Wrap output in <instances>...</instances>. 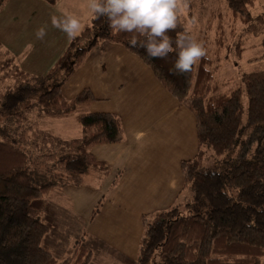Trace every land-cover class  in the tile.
<instances>
[{
  "label": "trees",
  "instance_id": "1",
  "mask_svg": "<svg viewBox=\"0 0 264 264\" xmlns=\"http://www.w3.org/2000/svg\"><path fill=\"white\" fill-rule=\"evenodd\" d=\"M6 1L0 0V10ZM226 2L247 25V34L264 31V12L253 16L251 11L254 0ZM185 32L180 14L168 35L175 40ZM135 35L116 33L105 17L92 15L45 75L22 70L0 45V264L91 262L93 252L82 242L61 261L44 242L53 227L49 195L90 171L106 176L109 165L96 161L90 148L115 143L122 133L114 114L88 111L95 100L89 89L71 99L62 94V86L102 41L119 43L136 55L191 111L198 142L196 155L180 163L182 190L191 191L186 213L175 206L152 219L143 216L137 256L126 264H264V70L242 76L248 98L242 123L240 90L210 92L205 58L190 73L173 74L175 53L152 59L130 45ZM72 116L80 129L77 137H63L49 127L50 119ZM203 147L225 157L205 167ZM37 160L43 169L35 166Z\"/></svg>",
  "mask_w": 264,
  "mask_h": 264
},
{
  "label": "crops",
  "instance_id": "2",
  "mask_svg": "<svg viewBox=\"0 0 264 264\" xmlns=\"http://www.w3.org/2000/svg\"><path fill=\"white\" fill-rule=\"evenodd\" d=\"M69 3L64 0H55L53 4L47 0L5 2L0 10V45L22 70L41 75L42 69H50L63 53L69 40L63 33L57 38L58 30L51 26L50 18L62 16L58 9L63 5L69 8ZM40 27L47 29L43 40L35 37ZM49 39H53V45L48 53ZM85 88L95 98L88 111L114 114L121 121L122 133L115 143L95 144L90 148L96 161L109 165L106 176L90 171L79 177L76 184L55 189L49 201L60 206L58 203H66L68 199L70 206L69 198L73 196L76 207L92 208L87 201L94 194L97 197L102 194L109 180L114 181L117 173L122 172L123 178H117L114 189L107 193L103 212L93 214L90 220L91 230L97 236L105 231L103 238L110 243V248H105L102 254L119 264L117 259L123 260L118 255L132 259L137 256L143 233L142 216L168 206L182 190L180 163L192 159L198 151L195 119L141 59L116 42L103 41L93 47L62 86V94L71 99ZM68 118L76 122L74 116ZM100 182L103 187L99 189L83 186ZM141 182L145 193L138 191ZM116 189L121 191L115 192ZM135 198L139 200L137 203L133 202Z\"/></svg>",
  "mask_w": 264,
  "mask_h": 264
},
{
  "label": "rangeland",
  "instance_id": "3",
  "mask_svg": "<svg viewBox=\"0 0 264 264\" xmlns=\"http://www.w3.org/2000/svg\"><path fill=\"white\" fill-rule=\"evenodd\" d=\"M68 1V6H61L58 11H62L63 15L71 14L80 19L84 27L90 22L92 14L89 12L86 0H64ZM253 16L264 12V0H254L252 7ZM185 18L188 30L191 36L197 41L201 42L206 49L205 59L208 61L206 69L210 71L209 88L210 92H230L232 89L240 90V102L242 107V123L246 120V112L248 106V98L245 92L242 76L245 73L257 72L264 70V31L257 35L247 34V25L243 20L234 16L227 6L226 0H189V8L186 12L181 13ZM195 17L196 24L190 25L189 21ZM9 18V17H8ZM82 27V28H83ZM57 30V29H56ZM231 31H234L232 34ZM57 38L62 32L59 30ZM240 39L242 43L240 44ZM53 39L47 41L48 53L51 51ZM103 42V41H102ZM100 42V43H102ZM221 43V48L218 49ZM223 45V46H222ZM238 45L242 49L238 51ZM200 63V62H199ZM197 64V66L199 65ZM49 69H42L41 75L45 74ZM59 76L56 77L58 79ZM52 84L49 83L47 86ZM209 92V91H208ZM54 132L59 133L63 137L72 138L79 134V128L74 119H54L50 127ZM185 138L187 135H184ZM205 167H211L216 161L221 160L222 156H215L206 147H203ZM194 156V155H193ZM35 166L38 169L44 167L35 161ZM117 178H123V173L118 172ZM142 176V175H141ZM114 181L117 182V180ZM109 180L104 188V192L97 197L94 194L91 200H88V209L83 207H76L74 197L70 196V206L68 199L66 203H58L60 206H52L51 217L53 219V227L50 233L45 237L44 247L49 250L59 261L68 257L78 242L91 248L93 254L90 264H116L106 258L104 254L105 248H110V243L106 238H103L105 231L102 235L97 236L92 230L90 220L98 213L103 212L106 204L103 205L108 197L109 191L114 189L116 183ZM90 189H99L103 187L102 183H87ZM121 191L116 189L115 192ZM138 191L145 193V185L142 182L139 184ZM125 192V189H124ZM52 194V193H51ZM191 191L189 188L179 191L173 201L166 207L158 210L155 213L146 214L144 216L152 219V217L160 212L167 211L172 207L178 206L181 214H185L184 205L190 201ZM55 201V197L52 199ZM139 200L134 199L133 202L137 203ZM119 203L116 200L117 205ZM71 207V209H69ZM143 217V216H142ZM96 224V223H94ZM141 240V238H140ZM140 244V242H139ZM123 261L119 264H126V261L134 259L118 255Z\"/></svg>",
  "mask_w": 264,
  "mask_h": 264
},
{
  "label": "clouds",
  "instance_id": "4",
  "mask_svg": "<svg viewBox=\"0 0 264 264\" xmlns=\"http://www.w3.org/2000/svg\"><path fill=\"white\" fill-rule=\"evenodd\" d=\"M89 12L96 18L105 17L109 27L116 33H135L130 41L132 47H141L152 59H166L175 53L173 74L190 73L206 56L204 45L194 39L190 32L178 34L173 40L168 33L175 31L181 13L189 8V0H86ZM51 26L71 41L82 30V23L75 15H52ZM193 17L189 23L196 24ZM46 27L35 31V37L43 40ZM137 37L143 39L138 41Z\"/></svg>",
  "mask_w": 264,
  "mask_h": 264
}]
</instances>
